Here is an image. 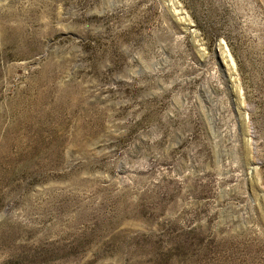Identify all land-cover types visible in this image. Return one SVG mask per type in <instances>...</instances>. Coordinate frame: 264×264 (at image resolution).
<instances>
[{
	"label": "rangeland",
	"instance_id": "obj_1",
	"mask_svg": "<svg viewBox=\"0 0 264 264\" xmlns=\"http://www.w3.org/2000/svg\"><path fill=\"white\" fill-rule=\"evenodd\" d=\"M0 264H264V0H0Z\"/></svg>",
	"mask_w": 264,
	"mask_h": 264
}]
</instances>
